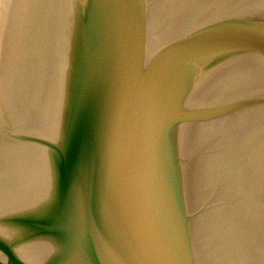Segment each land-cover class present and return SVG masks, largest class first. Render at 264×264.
Instances as JSON below:
<instances>
[{"label": "water", "instance_id": "water-1", "mask_svg": "<svg viewBox=\"0 0 264 264\" xmlns=\"http://www.w3.org/2000/svg\"><path fill=\"white\" fill-rule=\"evenodd\" d=\"M0 264H264V0H0Z\"/></svg>", "mask_w": 264, "mask_h": 264}]
</instances>
